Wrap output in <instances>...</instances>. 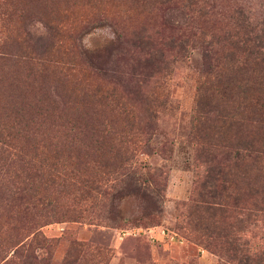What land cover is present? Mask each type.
<instances>
[{
  "label": "rangeland",
  "instance_id": "1",
  "mask_svg": "<svg viewBox=\"0 0 264 264\" xmlns=\"http://www.w3.org/2000/svg\"><path fill=\"white\" fill-rule=\"evenodd\" d=\"M204 1L205 16L181 0L16 1L25 16L14 17L11 28L31 32L27 36L29 47L72 70L69 81H60L56 75L38 77L24 65L9 62L6 77L13 73L20 77L16 88L10 87L9 81L4 84L2 95L13 93L14 101L18 100V104L11 102L9 109L19 105L42 113L41 103L57 104L59 94L67 101L74 92V101L63 108L60 120L40 118L38 123H57V129L62 130V126L75 122L89 130L93 125L101 126L104 118L103 123L126 136L123 142L111 145L89 138L71 144L61 137L41 144L43 151L61 161L55 165L54 174L63 173L73 183L81 173L98 170L103 180L109 181L107 192L81 200L68 183L61 184L55 178L46 185L36 178L30 190L38 194L35 203L26 212L21 211L26 206L12 211L11 220L18 222L15 229L8 222L0 229V264L13 254H8L6 242L25 237L23 227L29 224L39 227L51 246L36 249L32 244L30 252L47 258L48 264H238L202 243L206 224L209 230L224 233L227 222L244 216L237 213L236 219L215 224L216 217L194 208L192 200L202 190L204 161L208 158L200 153L201 144L211 139L215 123L206 122L198 131L192 120L198 81L209 68L222 62L227 51L218 46L210 50L206 36L237 32L233 26L236 11L244 13L252 24L249 31L258 34L263 28L264 0ZM50 22L61 32L49 37L45 24ZM11 28L7 30L3 24L0 38L10 36ZM200 33L207 35L199 38ZM18 47L21 45L14 40L8 42V49L14 53ZM81 90L97 91L101 97L97 114L83 104L82 94L78 95ZM145 95L150 106L141 99ZM103 97L121 98L133 109V118L127 121L109 113ZM2 106L0 102V110ZM234 130L224 138L216 134L214 140L225 141L228 147L231 142H241L243 129L236 126ZM247 135L252 136L250 132ZM228 160L222 156L218 161L226 165ZM240 199L251 205L249 196ZM17 229L22 232L17 234ZM240 230L237 222L233 236L244 238ZM261 233L264 230L260 226L250 227L248 235L259 244ZM31 239L30 235L24 240Z\"/></svg>",
  "mask_w": 264,
  "mask_h": 264
},
{
  "label": "trees",
  "instance_id": "2",
  "mask_svg": "<svg viewBox=\"0 0 264 264\" xmlns=\"http://www.w3.org/2000/svg\"><path fill=\"white\" fill-rule=\"evenodd\" d=\"M5 1L0 2V27L3 28L4 24L9 30L12 27V19L16 16L24 17L25 10L18 7L17 0ZM199 1L202 2L201 5H198ZM181 2L186 7L195 6V11L199 15H206L204 0H181ZM233 14L235 24L233 26L237 32L232 34L223 31L205 38L210 50L215 51V47L218 46L227 51L222 56V62L214 69L209 68L198 81L195 99L196 115L192 122L198 131L206 122H213L215 133L211 131L212 140L201 144L200 153L208 158L204 161L206 169L201 178L202 190L196 192L192 202H195L194 208L199 209L200 212L210 214L211 218L216 217L215 224L222 219L224 221L236 219L234 216L242 212L244 218L227 222L228 230L224 233L219 232L218 229L209 230L208 224L205 228L201 227L202 231H205L202 232V237H205L202 243L215 253H225L238 264H264V233H261L259 244L253 242L250 239L252 237L248 235L250 227L260 226V229L264 230V22L263 28L257 34L253 29L249 31L252 24H249L244 13L236 11ZM45 26L49 37L55 36L58 31L61 32L51 22ZM10 30L12 37L0 38V102L3 104L0 110V229L6 222L13 224L15 229L18 222H14L15 219L11 220L12 211L18 208L20 210V206H26L21 210L26 212L29 205L35 203L38 194L30 190L36 178L42 179L46 185L53 183L55 178L61 184L68 183L72 193H76L81 200L92 198L93 195L102 196L107 192L109 181L103 180L98 170L92 171V169V172L87 174L81 173L73 183H69L63 173L59 176L54 174L57 170L55 165H59L61 161L58 156L54 158L43 151L45 146L41 144L45 145V140L53 141L61 137L74 144L89 138L95 143L111 145L116 141L123 142L126 136L123 132L122 134L116 132L109 123H103L104 118L101 120V126L93 125L89 130L85 125L75 122L62 126V130L57 129L59 125L57 123L45 126L38 123L40 118L56 117L60 120L63 108L74 101L72 99L74 92L67 96V101L64 95L59 94L57 104L41 103L44 106L42 113L33 111L32 108L22 109L19 105L18 108L9 109L11 102L14 101V94L4 92L2 95L4 84L9 81V86L16 88L17 79L20 78L15 73L11 78L6 77L8 75L4 70L9 62L24 65L38 77L47 74L56 75L55 77L60 81H69L72 70L71 67L50 60L44 52L36 53L29 47L27 36L29 37L31 32L26 33L20 28ZM205 35L207 34L200 33L199 38ZM13 40L16 45H21L16 53L8 49V42ZM81 94L84 99L83 104H88L93 108V113L97 114L101 107L98 100L101 97L99 98L97 91L81 90L78 95ZM141 99L145 102V106H150L146 95ZM103 100L107 101V105L109 104V113L117 117L123 116L127 121L133 118V109L126 102H121V98L103 97ZM14 104H18V100L14 101ZM29 105L25 106L29 107ZM35 105H38L37 102ZM75 121L79 122V119ZM236 126L244 132L241 142H231L228 147L224 144L225 141L214 140L216 134L220 138L231 134ZM247 132L252 136L247 135ZM22 140L26 143H21ZM222 156L223 159L229 158L226 165L218 161ZM88 162L89 160L85 164ZM238 164H242L243 168H236ZM243 195L250 197L251 205L241 202L240 198ZM3 213H6L4 217ZM237 222L241 225L240 232L244 238L233 236ZM22 223V226L25 225L23 221ZM20 229L16 230L17 234L22 232ZM23 229L26 231L25 237L21 240H17L16 237V240L6 242L8 254L10 251H13V254L9 258L6 257L3 264H48L47 258H38L34 252H30L32 244H35L36 249L51 248L49 242H46L38 231L39 227L29 224ZM30 235L31 241L25 242L24 239ZM255 237L253 235L254 239ZM75 245L79 246V244Z\"/></svg>",
  "mask_w": 264,
  "mask_h": 264
}]
</instances>
